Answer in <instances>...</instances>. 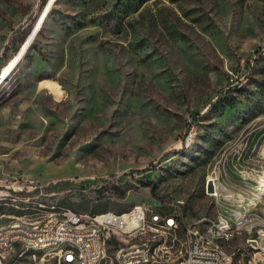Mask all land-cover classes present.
Returning <instances> with one entry per match:
<instances>
[{"label":"rangeland","instance_id":"1","mask_svg":"<svg viewBox=\"0 0 264 264\" xmlns=\"http://www.w3.org/2000/svg\"><path fill=\"white\" fill-rule=\"evenodd\" d=\"M46 3L0 0V76ZM213 173L264 230V0H54L0 82V180L72 181L44 204L91 215L181 201L182 232L221 212ZM253 234L223 247L257 260Z\"/></svg>","mask_w":264,"mask_h":264},{"label":"built area","instance_id":"2","mask_svg":"<svg viewBox=\"0 0 264 264\" xmlns=\"http://www.w3.org/2000/svg\"><path fill=\"white\" fill-rule=\"evenodd\" d=\"M206 179V193L219 196V204H213L215 209L230 208V215H225L223 221L200 217L192 224L185 225L184 232H177V226H171V219L184 220L181 201L169 211L156 212L143 205H134L121 213L91 215L69 207L67 213H57L55 205L44 208V201L56 193L45 191L37 183H6L0 180V198L4 201H43L41 210L24 209L20 214L0 211V247H7V254H0V264L10 255L9 237H16L17 240V236H24V243H18L20 253L27 245L42 240L64 239L65 247L51 248L46 255H37L30 260H20V255H16L11 264H68L73 254L71 240L80 242L81 264L93 263L98 257H106L107 264L110 245L115 248L116 262L123 264H231L234 250L220 252L219 244L227 242L230 235L242 236L243 233H236L238 225H245L247 231H254L246 244L261 250L256 260V257L246 254V249L238 247L243 248L240 264H244V259L248 264L264 262L261 257L264 248L257 245L264 238V230H254V221L258 216L245 211L240 200L242 196L220 183L215 173ZM152 229H159V236H153L157 237V244L146 241V234H152ZM112 232L123 233V240H113ZM94 242H101V251H94Z\"/></svg>","mask_w":264,"mask_h":264},{"label":"bare ground","instance_id":"3","mask_svg":"<svg viewBox=\"0 0 264 264\" xmlns=\"http://www.w3.org/2000/svg\"><path fill=\"white\" fill-rule=\"evenodd\" d=\"M30 33L27 36L25 42L22 44V46L18 50V52L15 54V56L12 58V60L8 63V65L2 71L1 76L4 78L0 82H3L4 79H6V77L11 74V72L18 65V63L21 61V59L23 58L25 53L28 51L31 44L27 47V49L25 50L23 55L19 58L20 54L23 52V50L25 49L26 45L29 42V39L31 36ZM46 87H49V89L51 88L52 91H57V88H58V86H55L50 82L46 85ZM214 197H215V203L219 204V196L214 193ZM0 206L10 207L12 209V213H9V214H19L18 211L23 210V209L41 210V208H43V204L38 203L35 200H17V201H14V203H12L9 201H4V200H2V198H0ZM30 206H32V207H30ZM44 208H51V206H46L44 204ZM55 211H57V213H67L68 208H66V207H55ZM225 215H230V208H222L221 212L216 216L215 219H212V220L223 221V219L225 218ZM257 224H258V222L254 221V230H263L261 227L256 229ZM171 226H177V232H181L180 231L181 230L180 225H179L177 219H171ZM152 231L153 232L154 231L159 232V229H152ZM245 231H247V226H245V225L236 226V233H244ZM182 232H184V230ZM248 232H251V231H248ZM239 237H241V235H230L229 238L227 239V242H230L233 239H236ZM250 238H252V237H250ZM112 239L113 240H123V233L112 232ZM147 241H150V240H147ZM151 241H150V244H152ZM227 242H225V243H227ZM18 243H24V236H17V240H16V237H9L10 253L14 251L15 244H18ZM223 244L224 243L219 244V251L220 252H227L225 250V248L223 247ZM257 245L259 246L260 243L258 242ZM60 247H65V240L64 239L42 240V242H40V243H33V244L27 245L25 247V250L22 251V253H20V251H19L18 255H20L21 260H24V258L26 257V254L29 251H31V253L27 259V260H30V259H33L34 257H37V255H46V253L51 248H60ZM36 248H38V250H36ZM233 250H234V256L231 257V264H240V258L239 257H241L243 255V248H235ZM233 250L231 252H233ZM71 251L73 252V254L70 255V257L68 259V264H81L82 247L80 245L79 240H71ZM94 251H101V242H94ZM0 254H7V247H0ZM105 258L106 257H98L97 260H94L93 263H89V264H105L104 263ZM115 260H116V257H115ZM116 264H123V263L122 262H116Z\"/></svg>","mask_w":264,"mask_h":264},{"label":"trees","instance_id":"4","mask_svg":"<svg viewBox=\"0 0 264 264\" xmlns=\"http://www.w3.org/2000/svg\"><path fill=\"white\" fill-rule=\"evenodd\" d=\"M7 47L4 49L3 53H2V57L5 56V54L7 53ZM0 57V59L2 58ZM213 105H211L212 107ZM112 181H108V180H104L102 183H104V185H108L110 184ZM114 184V183H113ZM75 187V184L72 181L69 180H63V181H57L55 183H52L50 185H47L44 187V190L47 192H62L65 190H69L70 188Z\"/></svg>","mask_w":264,"mask_h":264},{"label":"water","instance_id":"5","mask_svg":"<svg viewBox=\"0 0 264 264\" xmlns=\"http://www.w3.org/2000/svg\"><path fill=\"white\" fill-rule=\"evenodd\" d=\"M53 3V0H47V3L45 4V7L39 17V19L37 20L35 26L31 29V33H30V39L28 44L26 45L25 49L23 50V52L20 54L19 58L23 55V53L25 52V50L27 49V47L31 44L33 38L35 37V35L37 34L39 27L41 26L44 16L47 13V11L49 10L51 4ZM16 64V63H15ZM4 77L0 76V81L3 80Z\"/></svg>","mask_w":264,"mask_h":264}]
</instances>
